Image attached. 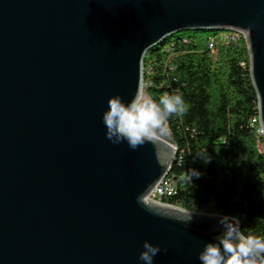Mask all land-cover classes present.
Wrapping results in <instances>:
<instances>
[{
    "label": "water",
    "instance_id": "1",
    "mask_svg": "<svg viewBox=\"0 0 264 264\" xmlns=\"http://www.w3.org/2000/svg\"><path fill=\"white\" fill-rule=\"evenodd\" d=\"M184 31L245 36L264 132V0H0V264H144L145 240L153 264H201L218 217L149 198L178 154L168 128L133 151L102 120Z\"/></svg>",
    "mask_w": 264,
    "mask_h": 264
},
{
    "label": "trees",
    "instance_id": "2",
    "mask_svg": "<svg viewBox=\"0 0 264 264\" xmlns=\"http://www.w3.org/2000/svg\"><path fill=\"white\" fill-rule=\"evenodd\" d=\"M222 33L184 31L152 48L146 93L180 92L189 106L167 122L178 148L170 175L181 188L172 201L237 216L242 230L264 236V136L251 125L258 98L249 53L244 41L220 40L213 52L210 39ZM192 169L201 175L191 180Z\"/></svg>",
    "mask_w": 264,
    "mask_h": 264
},
{
    "label": "clouds",
    "instance_id": "3",
    "mask_svg": "<svg viewBox=\"0 0 264 264\" xmlns=\"http://www.w3.org/2000/svg\"><path fill=\"white\" fill-rule=\"evenodd\" d=\"M188 107L180 92H165L157 100L139 90L130 101H125L117 93L109 97L108 107L102 116L105 137L113 145L126 142L135 151L146 143H154L158 134L167 131L169 117L183 115ZM189 175L192 180V177H199L201 173L192 169ZM137 202L145 203L141 196ZM150 210L159 214L157 210ZM194 212L184 211L173 218L188 224L192 222ZM213 215L218 217L219 230L215 238L206 242L200 251L198 259L201 264H264V236L242 230L237 216ZM160 251L158 244L145 240L139 260L144 264H153L154 257Z\"/></svg>",
    "mask_w": 264,
    "mask_h": 264
},
{
    "label": "built area",
    "instance_id": "4",
    "mask_svg": "<svg viewBox=\"0 0 264 264\" xmlns=\"http://www.w3.org/2000/svg\"><path fill=\"white\" fill-rule=\"evenodd\" d=\"M217 40L224 41V42H240V41H245V36L241 33L238 32H223L221 35L218 37H212L209 42V46L211 50L214 52L215 51V45ZM171 46H167V50H170ZM148 71H151V67L148 68ZM146 72V68L144 65V74ZM151 85V80L150 77H146V74L144 75V82H143V92L147 95L146 89L147 87ZM251 125L256 128L257 132L261 135L264 136L263 129L260 124V117L259 114L258 116L254 117L251 120ZM180 185L177 181V179L169 174L163 178V180L151 191L149 194V198L151 200L161 202L164 204L172 205V206H177L183 209L187 210H193V211H198V212H209L207 210H204L201 206L196 205L193 201H186V200H177L175 202L172 201L175 196H177L180 192ZM212 213V212H210Z\"/></svg>",
    "mask_w": 264,
    "mask_h": 264
},
{
    "label": "rangeland",
    "instance_id": "5",
    "mask_svg": "<svg viewBox=\"0 0 264 264\" xmlns=\"http://www.w3.org/2000/svg\"><path fill=\"white\" fill-rule=\"evenodd\" d=\"M146 95V94H145Z\"/></svg>",
    "mask_w": 264,
    "mask_h": 264
}]
</instances>
